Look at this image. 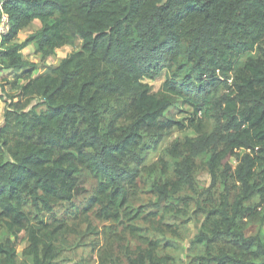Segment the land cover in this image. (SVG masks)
I'll use <instances>...</instances> for the list:
<instances>
[{
  "label": "trees",
  "instance_id": "trees-1",
  "mask_svg": "<svg viewBox=\"0 0 264 264\" xmlns=\"http://www.w3.org/2000/svg\"><path fill=\"white\" fill-rule=\"evenodd\" d=\"M2 1L11 27L0 40V65L21 71V96L40 98L46 110L5 109L0 264H27L18 256L24 237L33 264H52L64 228L52 224L58 207L90 193L87 213L117 223L135 218L130 163L148 141L156 150L183 127L166 118L178 100L194 110L191 126L201 136L188 143L214 184L229 194L231 184L238 189L232 209L226 199L208 213L194 240L207 253L195 264H264V237L246 235L264 226V0ZM36 20L41 28L16 42ZM77 38L81 51L32 78L38 64L23 50L34 46L47 59ZM164 71L163 91L153 93L144 81ZM108 122L114 137L104 132ZM128 262L168 264L155 249H140Z\"/></svg>",
  "mask_w": 264,
  "mask_h": 264
},
{
  "label": "rangeland",
  "instance_id": "rangeland-1",
  "mask_svg": "<svg viewBox=\"0 0 264 264\" xmlns=\"http://www.w3.org/2000/svg\"><path fill=\"white\" fill-rule=\"evenodd\" d=\"M40 28L41 23L34 21L21 31L16 42H24ZM82 43L77 38L74 45L56 50L47 59L37 54L34 46L23 50L25 60L38 64L32 78L46 74L72 53L81 51ZM246 60L247 57H244L240 64ZM166 80L167 71H164L155 80L146 79L144 82L153 93H160ZM14 83L18 88H13ZM26 83L21 71L6 70L0 65V96H3V100H0V128L4 124L2 109L5 110L7 104L26 111L34 106L38 107L39 113L46 110L41 106L40 98L21 96L20 87ZM193 116V108L181 100L172 102L166 118L173 119L183 127L178 126L168 134L156 150L148 141L137 152L138 160L130 163L131 171L137 173L136 183L130 186L129 201L133 214L137 213L135 218H125L117 223L98 219L93 211L87 213L82 207L88 206L93 193L58 207V222L52 224L54 227L63 225L64 228L58 234L52 264H129L128 258L134 257L140 249H155L168 260V264H195L198 257L206 255L207 250L194 243L195 237L201 233L210 211L221 209L226 199L229 209H232L238 189L231 184L229 194L219 183L214 184L199 149L188 143L189 139L196 141L201 136L196 131V125L191 126ZM110 128L108 122L104 132L109 138L115 136ZM212 129L210 123L206 132L211 133ZM179 170L186 172L187 177H181ZM84 177L91 178L87 172ZM257 233L264 237V226H251L246 231L247 236ZM28 247L29 243L24 237L18 248L19 260L33 264V257L25 255Z\"/></svg>",
  "mask_w": 264,
  "mask_h": 264
},
{
  "label": "built area",
  "instance_id": "built-area-1",
  "mask_svg": "<svg viewBox=\"0 0 264 264\" xmlns=\"http://www.w3.org/2000/svg\"><path fill=\"white\" fill-rule=\"evenodd\" d=\"M1 1L2 0H0V40L9 33L11 27L9 16L2 9L4 2Z\"/></svg>",
  "mask_w": 264,
  "mask_h": 264
},
{
  "label": "crops",
  "instance_id": "crops-1",
  "mask_svg": "<svg viewBox=\"0 0 264 264\" xmlns=\"http://www.w3.org/2000/svg\"><path fill=\"white\" fill-rule=\"evenodd\" d=\"M37 21H38V20H36V22H37ZM38 22H40V21H38ZM40 23H41V22H40ZM29 47H30V46H29ZM33 48H34V47H33ZM33 50L35 51V48H34ZM1 106H2V105H1ZM1 106H0V107H1ZM3 108H4V106H3ZM2 112H3V113H2L1 115L4 116L5 110L2 109Z\"/></svg>",
  "mask_w": 264,
  "mask_h": 264
}]
</instances>
